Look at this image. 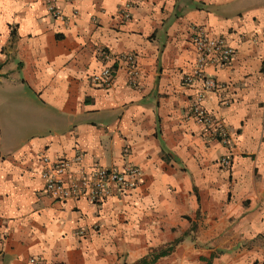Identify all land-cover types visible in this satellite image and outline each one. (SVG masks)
<instances>
[{
    "label": "crops",
    "instance_id": "0c3cea01",
    "mask_svg": "<svg viewBox=\"0 0 264 264\" xmlns=\"http://www.w3.org/2000/svg\"><path fill=\"white\" fill-rule=\"evenodd\" d=\"M121 3L57 0L63 21L0 0V264H264V0H141L124 22ZM191 25L235 49L202 101L228 145L188 110ZM100 47L137 55L138 88L123 65L90 83ZM75 154L141 179L99 205L55 201L41 157Z\"/></svg>",
    "mask_w": 264,
    "mask_h": 264
},
{
    "label": "built area",
    "instance_id": "2783aa9c",
    "mask_svg": "<svg viewBox=\"0 0 264 264\" xmlns=\"http://www.w3.org/2000/svg\"><path fill=\"white\" fill-rule=\"evenodd\" d=\"M48 14L53 19L66 20L57 0H41ZM141 0H122L119 7L121 20L131 18V10ZM190 45L195 52L193 65L181 74V82L186 86L199 84L192 96L188 110L192 118L203 127L210 136L217 138L223 145H228L230 135L214 114L210 113L202 104L207 91L220 87L219 83L206 74L207 67L220 68L228 66L234 57L235 49L224 36L210 35L202 26H190ZM97 57L103 63L101 69L90 75V83L99 89H108L113 85L116 73L123 65L126 70L127 85L138 88L140 85V68L138 57L134 53L113 54L107 48L97 49ZM112 61V63H108ZM43 168L40 175L44 180V192L58 202L66 200H85L91 204L103 203L114 192L125 195L132 191L141 179V169L138 166H127L123 169L107 168L98 162H92L89 167L83 165V155L73 157H41ZM219 165L228 169L230 160L222 156ZM82 234V231H78ZM0 236V246H1ZM39 258L29 257L27 264H39Z\"/></svg>",
    "mask_w": 264,
    "mask_h": 264
},
{
    "label": "trees",
    "instance_id": "16d2710c",
    "mask_svg": "<svg viewBox=\"0 0 264 264\" xmlns=\"http://www.w3.org/2000/svg\"><path fill=\"white\" fill-rule=\"evenodd\" d=\"M167 249H170V248H167ZM162 254H164L165 252H161Z\"/></svg>",
    "mask_w": 264,
    "mask_h": 264
}]
</instances>
